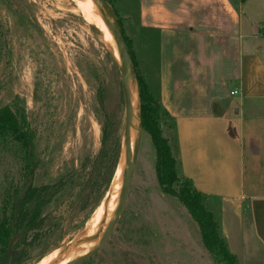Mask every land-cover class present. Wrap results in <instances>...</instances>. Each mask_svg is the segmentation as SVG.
I'll use <instances>...</instances> for the list:
<instances>
[{"label":"rangeland","instance_id":"374dc122","mask_svg":"<svg viewBox=\"0 0 264 264\" xmlns=\"http://www.w3.org/2000/svg\"><path fill=\"white\" fill-rule=\"evenodd\" d=\"M73 1L0 0V109L10 107L34 131L37 167L30 178L24 150L0 144V219L9 191H22L29 183L45 189L44 228L23 264H37L86 232L111 193L124 149L127 104L116 55ZM109 1L133 66L158 94L159 46L153 34L138 27L139 0ZM237 5L264 57V0H237ZM164 136L174 155L175 137L165 131ZM156 158L142 126L124 212L86 264H216L188 210L162 191ZM91 179L96 184L89 188ZM213 210L218 214L217 207ZM248 220L245 234L251 229Z\"/></svg>","mask_w":264,"mask_h":264},{"label":"crops","instance_id":"0c3cea01","mask_svg":"<svg viewBox=\"0 0 264 264\" xmlns=\"http://www.w3.org/2000/svg\"><path fill=\"white\" fill-rule=\"evenodd\" d=\"M137 15L159 46L156 95L174 121L164 131L176 139L181 177L210 211L217 207L239 263L264 264V57L256 34L237 0H139Z\"/></svg>","mask_w":264,"mask_h":264},{"label":"trees","instance_id":"16d2710c","mask_svg":"<svg viewBox=\"0 0 264 264\" xmlns=\"http://www.w3.org/2000/svg\"><path fill=\"white\" fill-rule=\"evenodd\" d=\"M135 71L141 93L142 126L151 136L156 149V170L162 191L176 196L188 210L198 224L203 244L216 264H240L227 247L220 231L219 219L206 207L204 195L197 191L190 180L180 175L179 160L173 155L163 131L164 126L174 123L172 117L146 80L136 69ZM166 121L168 124H163ZM0 144L20 146L25 152L29 176L33 177L37 168L33 161L34 131L23 126L8 106L0 109ZM94 181L89 180V188L95 186ZM44 193L45 189L35 188L29 183L24 190L9 191L5 195L0 219V264H23L28 258L37 243V232L44 228L46 221L42 212L40 213V201ZM31 233L36 234L30 235Z\"/></svg>","mask_w":264,"mask_h":264},{"label":"water","instance_id":"95a60500","mask_svg":"<svg viewBox=\"0 0 264 264\" xmlns=\"http://www.w3.org/2000/svg\"><path fill=\"white\" fill-rule=\"evenodd\" d=\"M96 2L117 47L116 62L121 73L123 94L127 104L125 141L123 147L124 149L118 163L116 177L110 193L109 215L102 231L99 244L95 248L87 251L86 253L75 259L71 264H86L107 243L110 235L113 232L114 226L117 224L124 212L128 200L142 137L141 93L135 67L133 66L132 59L129 55L119 19L114 8L107 0H96ZM130 79H132L134 83L135 95H133L130 88ZM132 113H134L136 116L135 143L133 149L128 153H125L129 128L131 123L133 122ZM124 163H126L125 171H123ZM118 196L120 197L119 202L116 203V199ZM116 204L118 205L116 206ZM113 206L114 211H112Z\"/></svg>","mask_w":264,"mask_h":264},{"label":"bare ground","instance_id":"6f19581e","mask_svg":"<svg viewBox=\"0 0 264 264\" xmlns=\"http://www.w3.org/2000/svg\"><path fill=\"white\" fill-rule=\"evenodd\" d=\"M83 18L93 25H95L103 34L104 38L112 46L114 53L117 58V47L113 36L111 35L104 18L98 8L96 0H74L73 1ZM77 10V11H78ZM130 88L135 95L134 83L130 79ZM133 122L129 128V134L127 139V145L125 153H128L133 149L135 143V125L136 116L132 113ZM126 163H124V170ZM124 175V174H123ZM118 198V197H117ZM109 199L110 195L107 196L99 208L96 209L93 216L91 217L90 224L88 225L86 232L82 236L76 237L73 241L67 244L63 248L56 249L49 253L37 264H71L75 259L86 253L87 251L95 248L101 239L102 231L104 229L107 217L109 215ZM117 201V200H116ZM117 203V202H116ZM114 211V207L113 210Z\"/></svg>","mask_w":264,"mask_h":264},{"label":"built area","instance_id":"2783aa9c","mask_svg":"<svg viewBox=\"0 0 264 264\" xmlns=\"http://www.w3.org/2000/svg\"><path fill=\"white\" fill-rule=\"evenodd\" d=\"M233 94H236V93H233Z\"/></svg>","mask_w":264,"mask_h":264}]
</instances>
